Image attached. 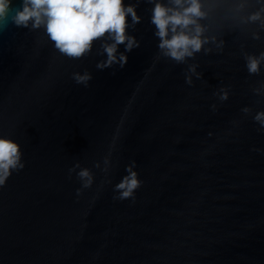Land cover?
<instances>
[{
	"label": "water",
	"instance_id": "water-1",
	"mask_svg": "<svg viewBox=\"0 0 264 264\" xmlns=\"http://www.w3.org/2000/svg\"><path fill=\"white\" fill-rule=\"evenodd\" d=\"M152 7L139 0L141 23L127 29L139 47H118L125 66L100 70L99 41L69 59L43 29L11 21L22 8L11 0L0 20V136L21 145L26 166L0 187V264H264V131L253 120L264 98L252 92L264 66L249 76L245 41L226 36L222 53L188 61L203 74L189 86L188 64L156 58ZM245 50H264V33ZM85 71L87 87L72 79ZM133 160L143 184L134 201L114 200ZM77 162L94 174L80 196L79 169L69 178Z\"/></svg>",
	"mask_w": 264,
	"mask_h": 264
},
{
	"label": "clouds",
	"instance_id": "clouds-1",
	"mask_svg": "<svg viewBox=\"0 0 264 264\" xmlns=\"http://www.w3.org/2000/svg\"><path fill=\"white\" fill-rule=\"evenodd\" d=\"M152 4L150 23L154 26L155 37L158 38V55L175 62L188 64L195 60L196 55L222 53L226 46V36H232L240 42V51L245 61L249 76H259L264 66V50L258 54L245 50L246 41L262 42L264 33V0H147ZM11 0H0V20H7ZM255 5L254 10H252ZM136 3H125V0H22V8L17 9L10 17L17 27L30 30L43 29L54 48L63 56L72 60H80L91 54L93 45L100 42L98 55L106 59L96 64L97 69L103 70L114 65L121 68L127 63V56L119 52V45L125 46L130 52L139 47V42L127 33L128 28H135L141 23ZM130 17V23L128 18ZM254 27V30L252 29ZM196 63L188 64L185 72V83L193 85V76L202 78L197 72ZM72 79L77 84L88 86L92 79L90 73L74 72ZM255 96L264 98V80L252 88ZM220 101L229 98V90L220 88L217 93ZM260 101L258 100L257 103ZM215 110L216 105H212ZM244 114H250L252 108L244 107ZM254 122L264 131V110L257 111L253 116ZM261 151V149H252ZM21 145L14 139L0 136V187L6 185L12 173L25 168L22 160ZM102 171L107 174L111 168L110 154L103 161ZM94 167L100 168L99 162ZM136 162L133 160L125 168L126 175L115 184L114 200H135L136 191L143 181L135 171ZM79 169L78 172L76 170ZM76 172L81 188L77 189L80 196L84 189L94 183V174L87 167H81L77 162L69 169V178ZM111 183L110 180L106 181Z\"/></svg>",
	"mask_w": 264,
	"mask_h": 264
}]
</instances>
